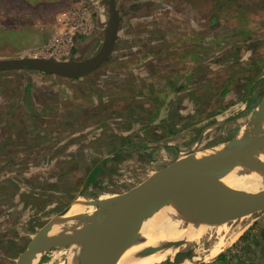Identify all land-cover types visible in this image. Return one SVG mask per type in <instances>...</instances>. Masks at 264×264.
<instances>
[{
	"label": "rangeland",
	"instance_id": "rangeland-1",
	"mask_svg": "<svg viewBox=\"0 0 264 264\" xmlns=\"http://www.w3.org/2000/svg\"><path fill=\"white\" fill-rule=\"evenodd\" d=\"M260 1L264 0H257ZM245 5L241 8L243 17L249 14ZM259 6L251 5L249 9ZM260 8L245 16L252 27L260 29H255L249 38L228 37L227 34L242 31L231 27L230 12L222 18L228 33L224 32L225 44L220 48L232 49L234 53H222L223 61L218 62L221 68L215 71L201 67L194 56L189 64L180 53L169 54L171 47L178 50L188 47V39L171 35L175 24L165 17L169 15L168 7L152 13L148 20L126 22L116 44L121 50L117 59L104 63L84 78L65 80L58 95H50L37 109L38 116L43 118L41 124L23 113L20 115L18 127L26 126L22 131L28 147L40 145L39 139H43L41 146L54 152L49 153V161L31 163V168L37 170L43 165V172L40 174V169L39 173L34 172L26 184L47 187L43 192L47 197L33 199V223L44 226L51 220L64 222L53 233L62 236L58 244L50 247L55 238L49 241L47 248H50L36 264H53L56 258H65L75 243L74 232L91 223L63 218L66 214L63 211L79 197L94 202L103 194L126 195L177 158L227 147L248 127L264 98V4ZM11 37L14 47L21 48L18 37ZM99 39L80 37L70 55L45 52L34 56L79 62L98 51L102 41ZM233 41L237 45L228 48ZM209 43L210 49L217 45L214 40ZM157 50L161 53L153 55ZM1 56L0 60L25 55ZM208 58L214 61L216 54H209ZM9 75L20 77L13 72ZM40 125L48 132H40L43 131ZM56 144L58 149L53 150ZM120 152L130 155L128 165L109 161L110 156ZM54 158L60 161H51ZM101 163L106 175L94 176V168ZM91 175L93 183L87 180ZM96 210L101 211V206L96 204ZM235 216L226 223L225 249L208 261L202 259L209 243L202 241L171 253L165 251L159 255L163 257H154L151 264L165 259L170 264H264V206L247 209L231 219ZM6 232L9 231L0 230L1 234ZM14 246L13 242L6 248L12 252Z\"/></svg>",
	"mask_w": 264,
	"mask_h": 264
},
{
	"label": "crops",
	"instance_id": "crops-1",
	"mask_svg": "<svg viewBox=\"0 0 264 264\" xmlns=\"http://www.w3.org/2000/svg\"><path fill=\"white\" fill-rule=\"evenodd\" d=\"M120 1L115 0L119 16L117 38L112 53L105 63L117 59L116 54L121 51L116 44L124 23L148 20L152 17V13L168 7L169 15L165 17L175 24L171 35L175 38L188 39V43H186L188 47L184 50L171 47L169 54L180 53L183 55L182 60L189 64H192L195 59L198 61L197 63L200 62L201 67H205L208 71L221 68L218 62L223 61L224 53H234L232 49L225 51L220 48V45L225 44L222 40L225 38L224 32L228 33L224 29L222 20L225 18V14L230 12L233 16L231 27L242 31L227 34V36L232 37L231 39H235L237 36H240L241 39L249 38L251 33L259 27H252L246 21L245 16L249 15L251 11L260 10L264 4V1L257 2V0H123L122 3ZM119 3L122 5L121 9ZM243 3L247 4L245 9L249 11V14H244V17L240 16L241 8L244 7ZM255 4H259V8L250 10L249 6ZM79 7L88 9L93 17L94 26L91 33L82 38H100L99 40H102L108 19L106 0H0L1 57L6 58L3 55L10 54L35 57L36 54L45 53V49L55 34L58 18L71 9ZM181 26L183 29H180ZM12 35L18 37L21 48L14 47ZM79 39L80 37L75 40V43ZM210 40L217 43L211 49L209 48ZM236 43L237 41H233V44L228 48L237 45ZM128 52L124 51V53ZM157 53L160 54L161 50L154 51L153 55ZM209 54H216L214 61L208 58ZM195 55H199V58ZM219 55L222 56L219 57ZM193 56L194 59H191ZM183 68L185 70V66ZM12 72L20 74L18 75L20 77L9 75ZM78 79H65L28 70L0 72V230L9 231L4 234L0 233V249L3 251L0 254V264L2 262L18 264L35 235L43 227L33 223V199L47 197L43 193L47 187L37 188L35 185L26 184V181L34 172L39 173V169L40 174L43 172V165L38 170L31 168L32 161H49V153L51 155L54 153L41 146L45 142L43 139H39L40 145L35 144L31 148L28 147L26 144L28 141H24L26 134L22 131L26 126L18 127V120H22L20 115L23 113L28 119L41 124L40 119L43 118L38 116L37 109L44 104L43 100L46 101L50 95H58L59 90L63 89L65 80ZM40 127L43 128L41 125ZM42 130L40 132H48L47 128ZM54 149H58L57 144ZM57 159L54 158L51 161H60ZM129 159L131 158L128 153L120 152L110 156L109 161L120 166L128 165ZM103 165L104 163H101L99 168H94L96 171L95 174L93 173L94 176L100 174L103 177L106 175L105 170H102ZM87 180L93 183V175ZM13 242L15 246L11 252L6 247ZM158 264H170V262L168 263V260L165 259L162 262L159 261Z\"/></svg>",
	"mask_w": 264,
	"mask_h": 264
},
{
	"label": "water",
	"instance_id": "water-1",
	"mask_svg": "<svg viewBox=\"0 0 264 264\" xmlns=\"http://www.w3.org/2000/svg\"><path fill=\"white\" fill-rule=\"evenodd\" d=\"M106 5L108 19L102 43L92 57L79 62L44 57L1 59L0 72L28 70L65 79L83 78L95 72L110 57L119 26L115 0H106ZM255 115L264 121V98ZM237 139L238 137L227 145V153L204 150L177 158L126 195L112 197L106 207L98 201L91 202L93 206H101L102 210H96L89 216L69 217L68 220L77 218L91 222L77 230L72 240H78L77 236L82 231H93L97 228L99 247L95 264H118L124 254L145 241L146 235L142 233L144 224L160 214L175 210L183 201L196 194H205L232 209L239 210L231 219L247 209L264 206V183L257 184V188L252 191H247L230 187L223 182L224 178L232 173L237 177L248 176L242 170L257 155L264 153V138H250L243 143ZM70 207L71 205L62 214L67 213ZM56 222L57 219L51 220L38 231L18 264H36L46 243L52 237L50 233ZM61 237L56 235L50 247L57 245Z\"/></svg>",
	"mask_w": 264,
	"mask_h": 264
},
{
	"label": "bare ground",
	"instance_id": "bare-ground-1",
	"mask_svg": "<svg viewBox=\"0 0 264 264\" xmlns=\"http://www.w3.org/2000/svg\"><path fill=\"white\" fill-rule=\"evenodd\" d=\"M251 120L248 127L239 134L238 142L243 143L250 138H264V121L259 119L257 115ZM213 151L219 153L228 152L225 146L217 147ZM242 171L246 172L248 176L237 177L235 173H232L224 178L223 182L230 187L247 191L257 188V184H263L264 153L257 155ZM112 197L108 194H103L97 201L106 207ZM89 200L83 196L79 197L71 205L69 210L71 213L68 211L63 218L86 213L93 214L94 206L91 203L92 201ZM238 211L213 200L205 194H196L190 199L183 201L175 210L160 214L149 220L146 225L144 224L142 233L146 235L145 241L124 254L118 264H151L154 261V257L165 251L166 253H171L183 248L182 246L202 241L209 243L207 254L202 259V262H206L225 249L228 243L225 242L226 223ZM91 214L86 215L89 216ZM63 223H55L50 233L52 238L46 243L42 254L46 250L49 241H53L54 231L56 229L58 231L60 227H63ZM77 238L78 240L76 239L73 247L67 251L65 258H56L53 264H95L99 247V231L97 228L93 231H82ZM232 240L233 237L230 241Z\"/></svg>",
	"mask_w": 264,
	"mask_h": 264
},
{
	"label": "built area",
	"instance_id": "built-area-1",
	"mask_svg": "<svg viewBox=\"0 0 264 264\" xmlns=\"http://www.w3.org/2000/svg\"><path fill=\"white\" fill-rule=\"evenodd\" d=\"M93 17L86 8L71 9L58 18L56 30L45 52L58 55H70L75 40L84 37L94 29Z\"/></svg>",
	"mask_w": 264,
	"mask_h": 264
},
{
	"label": "flooded vegetation",
	"instance_id": "flooded-vegetation-1",
	"mask_svg": "<svg viewBox=\"0 0 264 264\" xmlns=\"http://www.w3.org/2000/svg\"><path fill=\"white\" fill-rule=\"evenodd\" d=\"M158 264V263H157Z\"/></svg>",
	"mask_w": 264,
	"mask_h": 264
}]
</instances>
